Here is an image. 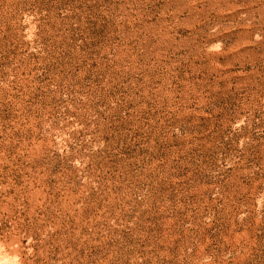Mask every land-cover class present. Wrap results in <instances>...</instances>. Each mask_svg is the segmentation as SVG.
Returning <instances> with one entry per match:
<instances>
[{
  "label": "rangeland",
  "instance_id": "1",
  "mask_svg": "<svg viewBox=\"0 0 264 264\" xmlns=\"http://www.w3.org/2000/svg\"><path fill=\"white\" fill-rule=\"evenodd\" d=\"M0 264H264V0H0Z\"/></svg>",
  "mask_w": 264,
  "mask_h": 264
}]
</instances>
